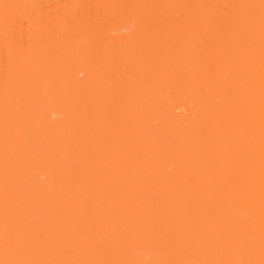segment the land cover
Here are the masks:
<instances>
[{"label": "bare ground", "instance_id": "6f19581e", "mask_svg": "<svg viewBox=\"0 0 264 264\" xmlns=\"http://www.w3.org/2000/svg\"><path fill=\"white\" fill-rule=\"evenodd\" d=\"M3 4L0 260L264 259L261 0Z\"/></svg>", "mask_w": 264, "mask_h": 264}, {"label": "snow or ice", "instance_id": "6c2138e0", "mask_svg": "<svg viewBox=\"0 0 264 264\" xmlns=\"http://www.w3.org/2000/svg\"><path fill=\"white\" fill-rule=\"evenodd\" d=\"M4 9L3 22L7 28L10 22V16L8 10L10 8L20 7L19 5H0ZM261 80H262V106H261V119L264 121V0H261ZM262 204H264V175H262ZM22 247V245H18ZM9 248V238L7 229V220L5 223V252L7 254ZM261 255L264 257V235L261 239ZM0 264H115V262L109 261H50L45 259H4L0 260ZM160 264H257L253 260H239V261H162ZM259 264H264V259L259 261Z\"/></svg>", "mask_w": 264, "mask_h": 264}]
</instances>
